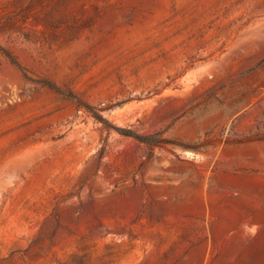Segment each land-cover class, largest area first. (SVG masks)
I'll return each instance as SVG.
<instances>
[{
	"label": "rangeland",
	"instance_id": "rangeland-1",
	"mask_svg": "<svg viewBox=\"0 0 264 264\" xmlns=\"http://www.w3.org/2000/svg\"><path fill=\"white\" fill-rule=\"evenodd\" d=\"M0 15V264H264V0Z\"/></svg>",
	"mask_w": 264,
	"mask_h": 264
},
{
	"label": "trees",
	"instance_id": "trees-1",
	"mask_svg": "<svg viewBox=\"0 0 264 264\" xmlns=\"http://www.w3.org/2000/svg\"><path fill=\"white\" fill-rule=\"evenodd\" d=\"M2 22V16L0 15V23ZM0 52L9 60V62L17 67H19L17 61L12 57V55H10V53H8L5 49H3V47L0 46ZM41 84L47 86L49 89H51L52 91L56 92L57 94L64 96V97H69L70 95L67 93H64L63 91H60L59 89H57L56 87H54L53 85H50L49 83H45L42 82Z\"/></svg>",
	"mask_w": 264,
	"mask_h": 264
}]
</instances>
